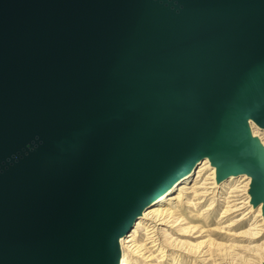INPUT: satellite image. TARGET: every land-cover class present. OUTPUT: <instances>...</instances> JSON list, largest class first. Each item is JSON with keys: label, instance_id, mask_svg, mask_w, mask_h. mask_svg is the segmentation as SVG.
<instances>
[{"label": "water", "instance_id": "obj_1", "mask_svg": "<svg viewBox=\"0 0 264 264\" xmlns=\"http://www.w3.org/2000/svg\"><path fill=\"white\" fill-rule=\"evenodd\" d=\"M264 0H0V264H120L207 160L264 220ZM264 264V261L261 263Z\"/></svg>", "mask_w": 264, "mask_h": 264}, {"label": "bare ground", "instance_id": "obj_2", "mask_svg": "<svg viewBox=\"0 0 264 264\" xmlns=\"http://www.w3.org/2000/svg\"><path fill=\"white\" fill-rule=\"evenodd\" d=\"M253 127L255 126H252V129ZM210 167L207 160L198 163L153 199L151 204L138 217L128 235L121 241L122 257L120 264H138V258L151 263L155 258L154 252L156 250L164 251V249L184 252L192 257L194 264H234V261L230 262L225 258V255L229 253L226 250L228 249L226 248V244L225 246L223 243H214L210 230L202 229L195 236V233L202 227L194 225L192 222H185L186 219L180 214L182 205H185L189 208L191 218L196 216L195 210L202 203L199 197L209 194L220 185L216 182L215 168L211 167V171L206 175V171ZM232 179L235 178L231 177L229 181ZM239 179L245 183L240 187L237 185L230 187L229 196L226 200L227 205L223 214L221 213L222 217L220 220L227 219L232 215L244 214L243 210H245L246 205L251 206L249 196L248 199L239 198L241 195L239 193L244 191L242 188H245V191H247L250 179L246 176L239 177ZM246 216L247 214H244L240 220L245 219ZM256 217L262 222L259 224V221H256L257 223H253L252 228L241 234H237L232 229L237 224L235 223L236 221H232L221 227L219 231L231 238H247L251 236L252 239H256L260 237V233L264 230V220L261 217L260 207L258 208ZM184 224H187V227H182ZM213 230L216 231L217 229ZM168 231L171 232V236L169 237L167 235ZM142 232L145 233L146 239L144 242H139V236ZM205 233L209 234L204 235ZM187 235L193 239L203 237L204 235L207 236V239H203L200 242H192L184 238ZM253 248V253L260 249L256 245ZM248 259L243 260L242 263L249 264ZM134 260L135 262H133Z\"/></svg>", "mask_w": 264, "mask_h": 264}, {"label": "rangeland", "instance_id": "obj_3", "mask_svg": "<svg viewBox=\"0 0 264 264\" xmlns=\"http://www.w3.org/2000/svg\"><path fill=\"white\" fill-rule=\"evenodd\" d=\"M253 132L255 135L259 136L262 142L264 143V131H260L256 127H253ZM210 171H211V167L208 168V170L206 171V175L209 174ZM242 183L243 182L239 179V177L232 179L230 181L228 179L225 182L221 183L217 188H215L209 194L199 197L200 198L199 200H201L202 203L195 210L196 216L191 218V213H189V208H187V206L185 205H182L180 214L184 219H186L185 222H192L194 225H198L202 227L199 228L200 230L197 233H195V236L198 235L202 229L210 230L211 238L214 241V243H223L224 245L226 244L227 246L226 245L225 246L226 248H228L226 250H228L229 253L225 255V258L228 261L230 262L234 261V264H243L242 263L243 260L249 258L248 259V263L250 262L249 264H261L264 261V230L260 233V237L256 239H252L251 236L247 238H231L219 231L221 227H224L225 225H227L232 221L234 222L236 221L235 223L237 224L233 226L232 229H234V231L237 234L239 233L241 234L242 232H245L246 230L252 228L253 223H255L256 221H259V224L262 222L261 220H258L256 217V213H258V209L255 210L252 206H249L248 204L246 205L245 210H243V213L247 214L245 219L240 220L244 214H238V215L236 214L235 216L232 215L233 217L231 216L227 219L220 220L227 205L226 200L227 197L229 196L230 187L234 185L240 187L243 186L245 182L243 184ZM242 189H244V191L239 193L241 194L239 198L242 197L244 199L245 198L248 199V195L246 193L247 191H245V188ZM182 227H187V224H184ZM215 228L217 229L216 231L213 230ZM169 232L170 231H168V233ZM168 233H167L168 237L171 236V232L169 234ZM208 234L209 233H205L204 235H208ZM204 235L203 237L194 238V239L191 236L187 235L184 238L192 242H200L203 239H207V236ZM145 239H146V235L144 232H142V234L139 236V242H144ZM255 245L259 246L260 249H258L259 251H254L253 253L254 250L253 246ZM235 248L237 249L235 250ZM250 254L253 255L254 257L251 256ZM154 256L155 258L152 260L151 262L152 264H194V262L192 261V257H190L184 252H179L173 249H164V251L156 250L154 252ZM137 260H138V264H151L148 261L139 258ZM133 262H135V260Z\"/></svg>", "mask_w": 264, "mask_h": 264}]
</instances>
